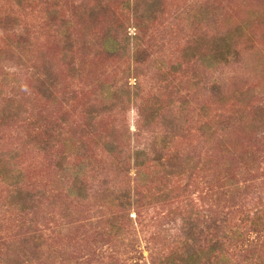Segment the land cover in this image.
I'll return each mask as SVG.
<instances>
[{
  "label": "rangeland",
  "instance_id": "1",
  "mask_svg": "<svg viewBox=\"0 0 264 264\" xmlns=\"http://www.w3.org/2000/svg\"><path fill=\"white\" fill-rule=\"evenodd\" d=\"M147 2L156 13L141 20ZM204 8L213 16L199 22ZM234 23L245 27L232 59L194 56ZM114 38L118 54L106 50ZM5 161L30 208L0 176V264H155L180 251L189 215L225 230L246 264L264 247L253 225L264 217V0H0ZM87 161L86 197L71 196L69 172ZM125 190L138 201L112 238L106 200Z\"/></svg>",
  "mask_w": 264,
  "mask_h": 264
},
{
  "label": "trees",
  "instance_id": "2",
  "mask_svg": "<svg viewBox=\"0 0 264 264\" xmlns=\"http://www.w3.org/2000/svg\"><path fill=\"white\" fill-rule=\"evenodd\" d=\"M139 18L141 20H150L156 13V10L153 9L152 2H147L138 12ZM196 18L197 21L203 22L208 21L213 16V12L207 8L200 10ZM245 24L243 23H234L232 27H228L225 31H218L216 33V38L213 40V44L211 48L207 49L205 54L201 52L204 50L201 42L200 45H197L195 48L201 47L199 54L195 50V55L199 61L203 62L207 67H214L220 63L228 62L232 59L234 53H236V40L239 34L244 32ZM109 44V45H108ZM106 45V44H105ZM122 43H119L117 39H113L112 43H107V51L111 54H118V50ZM203 49V50H202ZM107 90L104 91L105 99L113 100L116 98V93L119 94V89H114L113 87L105 88ZM242 93H240L241 95ZM150 121H146L145 124H148ZM51 137L49 141L51 145H56L57 141L62 138L61 128L57 125L50 127ZM117 145V140L115 137H109L107 140H103L102 146L107 150L109 154L115 151V147ZM138 153V151H137ZM136 153V154H137ZM136 154L134 155L136 157ZM88 156H83V160H88ZM137 165H144V161H139L137 159ZM90 162L87 161V164L80 163L81 168L79 170L73 171L71 169V173L73 175V180L69 183L67 187V192L71 196L77 197H86V193L88 191V186L82 180V177H88ZM163 166L166 165L170 167L169 162L162 163ZM8 166V167H7ZM69 168V167H68ZM68 168L64 170L69 171ZM170 174L173 175L172 171ZM0 176L1 179L5 182H8L10 187H13V197L12 203L15 204L20 210H27L30 207H27L26 200L22 197V194L25 193L24 188L22 187V179L17 172H11L9 165L7 162H3V165L0 163ZM129 191H120L114 197L108 196L106 202L108 203V208L113 210V215L111 216L110 224L106 225V229L108 227L107 234L109 237H119L121 236L127 225V222L131 217L129 216L128 209L132 204L137 203V199L132 197L129 194ZM29 193H27L28 195ZM26 199L27 196L25 194ZM149 200L151 203H157L164 199L163 195H150ZM195 217V216H194ZM192 215H189L183 222L186 235L184 236L182 243V248L176 254H172L168 257H164L162 259H158L155 264H238L237 262H233L232 258L229 256L227 251L226 242L222 240V237L225 238L221 233L226 232L223 231L220 227L212 229L211 226L205 225L200 221V218H194ZM253 225L260 227V224H263L264 227V217L263 215H259L256 217ZM262 227V228H263ZM264 229V228H263ZM232 236V241H240L243 240V233L235 231ZM264 245V243L262 244ZM254 254V253H252ZM246 264H264V247L260 250L258 254H256Z\"/></svg>",
  "mask_w": 264,
  "mask_h": 264
}]
</instances>
